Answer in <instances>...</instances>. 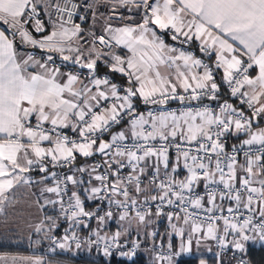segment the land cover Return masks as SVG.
<instances>
[{
  "label": "snow or ice",
  "instance_id": "snow-or-ice-1",
  "mask_svg": "<svg viewBox=\"0 0 264 264\" xmlns=\"http://www.w3.org/2000/svg\"><path fill=\"white\" fill-rule=\"evenodd\" d=\"M114 3L104 16L108 0H0V235L23 222L29 241H47L50 252L94 249L108 264L117 256L135 264L142 248L151 264H177L193 245L216 264H257L264 0ZM165 35L198 42L211 63ZM98 63L124 83L98 76ZM0 264L46 261L21 255Z\"/></svg>",
  "mask_w": 264,
  "mask_h": 264
},
{
  "label": "trees",
  "instance_id": "trees-1",
  "mask_svg": "<svg viewBox=\"0 0 264 264\" xmlns=\"http://www.w3.org/2000/svg\"><path fill=\"white\" fill-rule=\"evenodd\" d=\"M6 27V26H5ZM2 29V28H1ZM97 70H100L98 68ZM104 72L103 70H101ZM116 78V77H115ZM97 157L92 158L93 160ZM84 161V158L77 157V164H81ZM32 175H36L35 172L32 173ZM116 222H108L107 223V229H109V232H114L115 224ZM158 225V224H157ZM96 225H94L95 227ZM61 232V228L57 230L58 235ZM158 232L160 233V226L158 225ZM0 233H2L0 231ZM13 237V236H11ZM45 241H43L40 244V255L47 257V264H57L60 262H63L65 264H108V261L106 258H104L101 255L95 254V252L92 250V252L96 255L94 256L87 250L86 248H82L78 253L75 255H70L68 252H62L59 249L56 250L54 253H43L42 247L44 245ZM76 250V249H73ZM30 251L27 248V246L23 243L15 240V237L10 238V233L2 234L0 235V254L6 253V254H28ZM62 252V253H61ZM251 257L254 261L257 262V264H264V250L260 249L258 246L251 248ZM120 257H116L111 261V264H120ZM215 259L211 260V264H215ZM199 258L194 256H187L183 255L179 258L177 261V264H198ZM127 264V262H125ZM135 264H151L149 262V258L143 251H139L138 256L135 258Z\"/></svg>",
  "mask_w": 264,
  "mask_h": 264
},
{
  "label": "crops",
  "instance_id": "crops-1",
  "mask_svg": "<svg viewBox=\"0 0 264 264\" xmlns=\"http://www.w3.org/2000/svg\"><path fill=\"white\" fill-rule=\"evenodd\" d=\"M79 1L81 3H85L86 2V0H79ZM87 2H91V0H87ZM108 4H109V7L108 8H104V7H101L100 8V11L104 13V16L111 15L110 9L113 6H115L114 0H108ZM116 12L117 13H120V14H123V16L127 17L129 15H134L135 10H133V12L130 13L128 11V9H126V8L116 7ZM103 19H104V17H101L100 24L103 23ZM136 19H139V17L137 16ZM113 22H114V26L119 23V21H116L115 17H113ZM88 24H91V15H90V13H89V19L85 23V26H87ZM100 24L97 25V31L98 32L100 30ZM0 30H2V29L0 28ZM37 35H39V34H37ZM195 43H198V42H195ZM37 51H39V50L37 49ZM98 68H100V70H97V73L102 72L101 70H103L104 72L110 73L109 70H108V68L105 67L102 63H98ZM61 71H69V70H66L64 68H61ZM84 71H85V74L82 75V78H86V76H87V71L88 70H84ZM221 73H222V71H221ZM110 74H112L114 77H116V79H118L119 81H121V82L124 83L123 78L120 77L118 74H113V73H110ZM67 130L70 131V129H67ZM118 130H119V128L113 129V131H118ZM33 176H36V175H33ZM47 212L49 214H51L52 213V209L51 208L47 209ZM113 222H119V221L118 220H114ZM158 225L160 226V234L163 235L164 232H165V230H166V228L168 227L167 221L164 220V219H161L158 222ZM115 226H117V225H115ZM117 229H118L117 227H114V230H117ZM0 230H3V229L0 228ZM107 231H109V229H107ZM11 236L15 237V240L17 239L18 241L23 242L27 246V248L29 249L30 252L28 254H6V253H2V254H0V257H4V258L10 260V258L13 257V256H21V255H36V256H42V255H40V244L39 245H36L35 243L30 242L28 238H26V237H28V232H27V228L23 225V222H21V226L17 230V232L10 233V237ZM23 236H26V237H23ZM176 242L178 243V241H176ZM186 255L187 256L198 257L199 258V261L201 259H203V260L206 261V264H211L210 261L211 260H214L213 252H210L206 247H196L195 253H192L191 252V253L186 254ZM42 257L45 259V261H47V257H45V256H42ZM46 264H47V262H46Z\"/></svg>",
  "mask_w": 264,
  "mask_h": 264
},
{
  "label": "built area",
  "instance_id": "built-area-1",
  "mask_svg": "<svg viewBox=\"0 0 264 264\" xmlns=\"http://www.w3.org/2000/svg\"><path fill=\"white\" fill-rule=\"evenodd\" d=\"M77 2L81 3L79 0H77ZM84 26H85V25H84ZM164 39H165V42H166V43H168V44H170V45H172V46H176V47H183L185 50H187V51H192L196 56H198V57L204 59L205 61H207V62H209V63H211V60H210L208 57L203 56V54L199 52V50H198V43H190V44H188V45H180V44H178V42H176V41H172L171 38H170V36H167V35L164 36ZM34 54H36V55H38V56H42V54L40 53V51H37V50L34 51ZM57 64L59 65V61H58V60H57ZM62 68L66 69V70H73L71 66H66V67H62ZM78 71L81 72L82 74H85V71L82 70V69H79ZM97 75H98V76H105V75H107L108 78H110V79L113 80V82H115V83H117V84H123V82H121V81H119L118 79H116V78H115L112 74H110V73H107V72H100V73H97ZM221 75H222L221 71H218V74L216 75V79H217L218 81L220 80V76H221ZM225 98L230 99V97H225ZM213 106H215V103H214V102H213ZM172 107H173V108L177 107L176 102H172ZM114 129H115V128H114ZM63 131H64L65 134H67V135H69V136H73V137L75 136L74 133H72L71 131H69V130H67V129H65V130H63ZM107 138H108V137H107V135H106V136H105V139H107ZM100 159H101L100 157H97L96 159H94V161H96V162H100ZM125 171H127V170H125ZM198 190H199V189H198ZM101 207H106V204H105V205H101ZM114 220H116V219H114ZM114 220H111V221H108V222H113ZM94 225H95V221H92V227H93V228H95ZM155 227H156V230L158 231V225H156ZM83 234H84V233L82 232L81 235H83ZM59 235H61V236L63 235V226L61 227V232H60ZM42 250H43V253H53V252H50V251L48 250V243H47V241H45V243H44V245H43V247H42ZM57 250H58V249H57ZM93 251L95 252V254H97V255H101V256H102V254L99 253V252H97L96 250L93 249ZM227 259H231V257L229 256V257H227ZM215 264H216V262H215ZM233 264H235V262H233Z\"/></svg>",
  "mask_w": 264,
  "mask_h": 264
},
{
  "label": "rangeland",
  "instance_id": "rangeland-1",
  "mask_svg": "<svg viewBox=\"0 0 264 264\" xmlns=\"http://www.w3.org/2000/svg\"><path fill=\"white\" fill-rule=\"evenodd\" d=\"M117 220V219H116ZM117 226H115V227H119V222H116L115 223ZM133 227H135V225H133ZM106 228H107V225H106ZM1 232H3V230H0ZM23 237H26V236H23ZM27 238V237H26ZM80 250H82V249H80ZM80 250H72V251H64V252H68V254H70V255H75L76 253H78ZM88 250V249H87ZM195 250H196V246L195 245H193V248H192V253H195ZM61 251V250H60ZM139 251H143V252H145V254L147 255V257L149 258V262L151 263V254H150V252H149V250L148 249H146V248H142V249H140ZM213 251H215V248H213ZM63 252V251H62ZM61 252V253H62ZM89 252H91V254H93L94 256H96L93 252H92V250L91 251H89ZM214 259H215V257H214ZM216 262V261H215ZM57 264H65V263H63V262H60V263H58L57 262Z\"/></svg>",
  "mask_w": 264,
  "mask_h": 264
},
{
  "label": "water",
  "instance_id": "water-1",
  "mask_svg": "<svg viewBox=\"0 0 264 264\" xmlns=\"http://www.w3.org/2000/svg\"><path fill=\"white\" fill-rule=\"evenodd\" d=\"M70 66V65H69ZM82 70H87V69H82Z\"/></svg>",
  "mask_w": 264,
  "mask_h": 264
}]
</instances>
